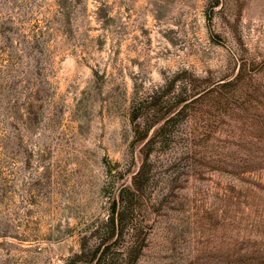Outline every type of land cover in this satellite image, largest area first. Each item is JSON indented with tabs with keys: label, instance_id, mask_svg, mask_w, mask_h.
Returning <instances> with one entry per match:
<instances>
[{
	"label": "rangeland",
	"instance_id": "374dc122",
	"mask_svg": "<svg viewBox=\"0 0 264 264\" xmlns=\"http://www.w3.org/2000/svg\"><path fill=\"white\" fill-rule=\"evenodd\" d=\"M0 264H264V0H0Z\"/></svg>",
	"mask_w": 264,
	"mask_h": 264
},
{
	"label": "trees",
	"instance_id": "16d2710c",
	"mask_svg": "<svg viewBox=\"0 0 264 264\" xmlns=\"http://www.w3.org/2000/svg\"><path fill=\"white\" fill-rule=\"evenodd\" d=\"M141 176H142V174L139 173V176L137 175V177H136L135 179H136V180H139L138 178H140ZM134 190H135V191H139V190H140V188H139V183H137L136 181H135Z\"/></svg>",
	"mask_w": 264,
	"mask_h": 264
}]
</instances>
